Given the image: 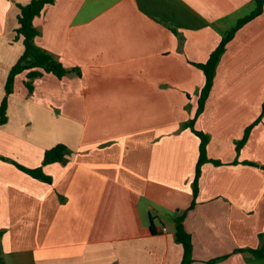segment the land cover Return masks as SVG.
I'll return each mask as SVG.
<instances>
[{"label": "crops", "instance_id": "obj_1", "mask_svg": "<svg viewBox=\"0 0 264 264\" xmlns=\"http://www.w3.org/2000/svg\"><path fill=\"white\" fill-rule=\"evenodd\" d=\"M31 1L0 0V105L24 52L19 6ZM256 8V0H56L35 17L37 45L68 73H43L32 90L27 73L16 77L0 156L34 169L59 144L71 155L43 166L52 184L0 159L6 264H181L182 212L191 264H264L237 251L264 245V117L236 150L263 109L264 11L227 45L196 121L208 157L222 164H204L193 209L200 139L184 127L205 79L196 64Z\"/></svg>", "mask_w": 264, "mask_h": 264}, {"label": "trees", "instance_id": "obj_2", "mask_svg": "<svg viewBox=\"0 0 264 264\" xmlns=\"http://www.w3.org/2000/svg\"><path fill=\"white\" fill-rule=\"evenodd\" d=\"M55 1L56 0H32L27 5L19 6L20 15L18 17V28L16 30L17 33L16 39L22 40L24 46V52L23 55L17 61V63L12 67L8 75V79L5 86L6 96L0 105V127L3 126L8 120L7 118L8 99L9 96L14 91L15 80L18 75L22 73H27V79L29 81L26 82V86L29 88V90H32L33 87L31 81L35 78L42 76L43 73L53 74L58 78H63L68 73L67 69L60 62H58L47 51L41 49L36 43V38L39 35V31L34 25V19L35 17L39 16L42 13V11L47 5L53 4ZM256 2H257V8L246 17L240 19L237 25L226 33V35L222 38L216 49L211 53L208 61L203 64H196V66L203 71L205 79H204V84L199 91V99H198L196 114L193 119H191L190 121L184 124V127L186 129H190L200 139L199 160L196 166L195 178L192 185L194 201L192 203L191 209H193L194 206L196 205V198L199 194V182L204 164L208 162H212L215 165L222 164L220 161L212 160L208 157L207 148L209 145L210 138L206 133L196 130L195 124L197 119L201 116V114L205 110L206 101L213 88L218 64L221 60L222 55L226 50L227 45L229 44V42L233 40L236 33L245 24L249 23L250 21L257 18L263 13L264 0H256ZM263 117H264V103L260 117L252 125L247 127L242 139L236 143V150L238 154L241 152L242 148L248 142L249 136L254 126L258 125L262 121ZM70 155H71V150L67 146L63 144H59L54 148L47 150L45 152L43 166L53 163L65 162L68 156ZM0 159L3 161L11 162L18 169H20L21 171L25 172L26 174L37 180H40L48 184H52L53 182L52 178L44 173L43 166L32 169L21 165L17 161L2 156H0ZM244 164L257 166L256 164L250 162H244ZM261 168L264 169V166H262ZM186 214L187 212H182L181 214L177 215L175 218L176 241L182 244L184 247V258L181 264H191L193 262V257H192L193 239L192 236L185 230L184 227V219ZM151 231L153 233H156L152 219H151ZM260 239L261 242H264V235H260ZM237 251L239 252L249 251L258 258H264V245L258 249H247V250L241 249ZM223 259L224 258H219L209 261V264H216L217 262ZM0 264H6L2 258L1 249H0Z\"/></svg>", "mask_w": 264, "mask_h": 264}, {"label": "built area", "instance_id": "obj_3", "mask_svg": "<svg viewBox=\"0 0 264 264\" xmlns=\"http://www.w3.org/2000/svg\"><path fill=\"white\" fill-rule=\"evenodd\" d=\"M167 231V229H164V232Z\"/></svg>", "mask_w": 264, "mask_h": 264}]
</instances>
